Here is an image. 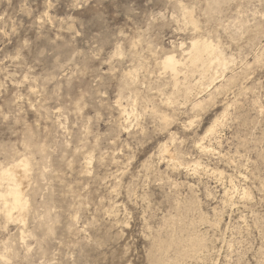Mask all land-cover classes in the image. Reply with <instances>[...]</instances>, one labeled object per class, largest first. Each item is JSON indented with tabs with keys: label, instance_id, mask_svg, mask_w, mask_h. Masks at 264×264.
I'll list each match as a JSON object with an SVG mask.
<instances>
[{
	"label": "rangeland",
	"instance_id": "1",
	"mask_svg": "<svg viewBox=\"0 0 264 264\" xmlns=\"http://www.w3.org/2000/svg\"><path fill=\"white\" fill-rule=\"evenodd\" d=\"M192 37L228 67L175 88ZM25 158L0 264H264V0H0V168Z\"/></svg>",
	"mask_w": 264,
	"mask_h": 264
},
{
	"label": "bare ground",
	"instance_id": "2",
	"mask_svg": "<svg viewBox=\"0 0 264 264\" xmlns=\"http://www.w3.org/2000/svg\"><path fill=\"white\" fill-rule=\"evenodd\" d=\"M212 1V0H211ZM216 1V0H215ZM214 3V2H213ZM212 3V5H213ZM216 3V2H215ZM214 3V4H215ZM181 4V3H180ZM211 4V3H210ZM218 4V3H217ZM210 6V5H208ZM180 7V5L178 6ZM219 7V5H218ZM209 8V7H208ZM214 8V5H213ZM209 10V9H208ZM211 12V11H210ZM209 13V12H208ZM217 15V14H216ZM185 19H188V22H191L192 24L195 23V20L193 19L190 12H186ZM214 16V15H213ZM186 19V20H187ZM235 21V19H234ZM247 21V20H246ZM185 22V21H184ZM237 25V24H236ZM245 25V24H244ZM190 26V25H189ZM197 26V25H196ZM195 26V27H196ZM246 26V25H245ZM201 28V27H200ZM235 29V28H234ZM198 30V29H197ZM243 30V29H242ZM195 32V31H194ZM208 32V31H207ZM200 33V32H199ZM190 37V36H189ZM193 38V37H192ZM236 38V37H235ZM182 43L179 44L181 49L183 50L182 57L178 58L174 53H166L164 57H162L161 65L162 68L166 71H169L170 77L173 80V85L175 88H178L179 79L182 77L184 82L188 79L190 75L195 73L196 71L200 73L201 76H205L206 72H210L211 70V78L209 77V80L214 82L216 78H218L216 75L218 73V70H225L228 66V60L223 55L221 49H219L218 45L216 43H213L211 40L207 38H193L190 43H188V47L186 50L182 47ZM180 50V51H182ZM172 52V51H171ZM231 60V58H230ZM230 63V61H229ZM225 72V71H224ZM222 73V72H221ZM225 74V73H224ZM222 75V74H221ZM165 76V75H164ZM210 76V73L209 75ZM132 77V76H131ZM195 77H192V79ZM198 78V77H197ZM205 78V77H204ZM208 78V77H207ZM128 79V78H127ZM131 80V78H130ZM126 81V80H125ZM227 81V80H226ZM131 82V81H130ZM188 82V81H187ZM190 83H188L189 85ZM186 85V84H185ZM183 86V85H182ZM187 86V85H186ZM185 86V87H186ZM191 86V85H190ZM189 86V87H190ZM170 87V86H169ZM192 87V86H191ZM174 88V89H175ZM170 89V88H169ZM204 90V89H203ZM173 91V89H172ZM182 91V90H181ZM184 92V91H183ZM189 91H187L188 93ZM191 92V91H190ZM190 94V93H189ZM214 94V93H213ZM174 97V95H173ZM196 99V98H195ZM194 100V99H193ZM202 100V99H201ZM203 101V100H202ZM176 102V101H175ZM178 102V101H177ZM176 102V103H177ZM201 102V101H198ZM169 103V102H168ZM197 104V103H196ZM196 104H194L196 106ZM199 105V104H198ZM180 106V105H178ZM194 106V107H195ZM123 109V108H122ZM193 109V108H192ZM126 109H124L121 112H126ZM128 114V113H127ZM159 116V114H158ZM163 118V117H162ZM164 119H167L166 117ZM163 119V120H164ZM215 125H211L209 129L207 130L208 133L212 134L214 132ZM217 129V128H216ZM206 132V131H205ZM214 134V133H213ZM208 135V134H206ZM203 139V138H201ZM199 147L202 151L208 150L207 145H203V143H199ZM165 146V145H164ZM169 149V148H168ZM166 146L163 149V152L169 153L170 150H168ZM210 151V148H209ZM14 154V153H13ZM89 154V153H88ZM161 154V153H160ZM166 155V154H165ZM170 158L173 160V155L169 154ZM86 160L90 158H85ZM161 159V157H160ZM90 161V160H89ZM180 161V160H179ZM198 162V161H196ZM86 163V162H85ZM29 160L28 159H19L18 161H14L12 164L8 166H1L0 168V215L4 218L5 222L8 224L10 221H20L24 224L25 219L24 217L18 212L15 215V211L23 210L27 207L28 200L26 199L24 195V188L23 183L28 177V169H29ZM183 165V164H182ZM176 166V165H175ZM174 166V167H175ZM188 166V165H187ZM187 168V167H186ZM205 171V170H204ZM41 174V173H40ZM215 174V173H214ZM221 175V173H220ZM233 189V188H232ZM236 192V191H235ZM246 192V191H245ZM248 193V192H247ZM245 193V194H247ZM234 194V193H233ZM236 194V193H235ZM245 194L243 197H245ZM247 196V195H246ZM238 197V196H237ZM244 199V198H243ZM248 200V199H247ZM190 203V202H189ZM188 204V203H187ZM192 204V203H191ZM190 206V205H188ZM194 207V206H193ZM185 208V207H184ZM191 209V208H190ZM194 209V208H193ZM26 210V209H25ZM189 210V209H188ZM26 212V211H24ZM18 214V215H17ZM27 215V214H26ZM203 216V215H202ZM46 217V216H45ZM204 218V217H203ZM178 219V218H177ZM176 219V220H177ZM174 220V219H173ZM184 220V219H183ZM4 222V221H3ZM175 222V221H174ZM177 222V221H176ZM181 222V220H180ZM184 222V221H183ZM214 222V221H213ZM171 223V222H170ZM176 225V224H174ZM179 225V223H178ZM182 225H184L182 223ZM177 226V225H176ZM174 227V226H173ZM176 228V227H175ZM177 231V230H176ZM183 231V230H182ZM179 232V231H178ZM174 233V232H173ZM181 233V231H180ZM176 235V234H175ZM174 235V236H175ZM193 235V234H192ZM186 236V235H185ZM203 237V236H202ZM159 238V237H158ZM190 238V237H189ZM193 238V237H192ZM160 239V238H159ZM178 239V238H177ZM195 239V237H194ZM199 239V238H198ZM181 240V239H180ZM179 241V243H176L173 238H170L168 241H160V243H157V249H158V255H160L169 248L172 247V249L176 248L177 250L176 255L178 254L179 259L183 262L182 258L180 256L182 255H189L191 252L194 254V250H196L198 245H200L199 240H190V244L192 248L189 250L183 248V241ZM203 241V240H202ZM158 242V241H157ZM189 242V240H188ZM7 244V243H6ZM5 242L3 243L4 249L7 250V246ZM153 244H155L153 242ZM188 246V243H186ZM202 244V242H201ZM173 246H175L173 248ZM186 246V245H185ZM197 246V247H196ZM202 246V245H201ZM196 247V248H195ZM203 247V246H202ZM205 247V246H204ZM156 248V247H155ZM1 249V248H0ZM198 252V251H197ZM6 253V252H5ZM5 253H0L1 257H6ZM169 253V252H168ZM175 253V251H174ZM155 255V254H154ZM163 256V255H162ZM190 256V255H189ZM192 256V254H191ZM159 257V256H158ZM184 257V256H183ZM164 258V257H163ZM166 258V257H165ZM187 258V256H186ZM190 258V257H189ZM154 259V258H153ZM168 259V258H167ZM172 259V258H171ZM157 260V259H156ZM175 260V259H174ZM177 261V260H176ZM208 261V260H207ZM160 263V262H159ZM169 263V262H167ZM155 264V263H154Z\"/></svg>",
	"mask_w": 264,
	"mask_h": 264
}]
</instances>
